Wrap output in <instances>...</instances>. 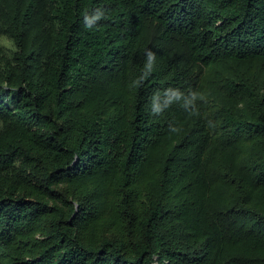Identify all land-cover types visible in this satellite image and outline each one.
<instances>
[{
    "label": "trees",
    "instance_id": "trees-1",
    "mask_svg": "<svg viewBox=\"0 0 264 264\" xmlns=\"http://www.w3.org/2000/svg\"><path fill=\"white\" fill-rule=\"evenodd\" d=\"M0 264H264V0H0Z\"/></svg>",
    "mask_w": 264,
    "mask_h": 264
},
{
    "label": "rangeland",
    "instance_id": "rangeland-1",
    "mask_svg": "<svg viewBox=\"0 0 264 264\" xmlns=\"http://www.w3.org/2000/svg\"><path fill=\"white\" fill-rule=\"evenodd\" d=\"M5 44H7V45H11V41L9 40V38H5V37H2V39H1Z\"/></svg>",
    "mask_w": 264,
    "mask_h": 264
}]
</instances>
